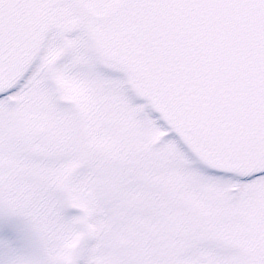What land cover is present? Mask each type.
Returning <instances> with one entry per match:
<instances>
[{
	"label": "snow or ice",
	"instance_id": "obj_1",
	"mask_svg": "<svg viewBox=\"0 0 264 264\" xmlns=\"http://www.w3.org/2000/svg\"><path fill=\"white\" fill-rule=\"evenodd\" d=\"M0 264H264V0H0Z\"/></svg>",
	"mask_w": 264,
	"mask_h": 264
}]
</instances>
